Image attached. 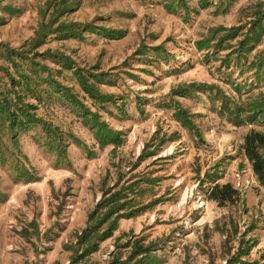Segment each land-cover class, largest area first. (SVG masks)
<instances>
[{"label": "rangeland", "instance_id": "1", "mask_svg": "<svg viewBox=\"0 0 264 264\" xmlns=\"http://www.w3.org/2000/svg\"><path fill=\"white\" fill-rule=\"evenodd\" d=\"M257 1L264 0H230L227 5V0H212L205 7L187 0L194 8L185 14L182 8L166 9L162 0H66L73 8L56 16L51 26L60 20H91L123 31L113 36L96 29L51 32L36 48L68 55L83 72L103 71L97 86L112 99L98 105L80 90L70 68L46 54L38 58L54 79L72 85L84 104L120 130L122 141L100 145L72 106L53 96L38 104L36 114L72 131L91 153L69 143L66 161L57 163L41 143L38 128L19 131L18 148L2 129L0 149L7 158L0 159V264H112L131 253L134 239L150 244L155 254L154 261L142 264H238L232 259L237 252L241 259L263 262L264 186L255 178L242 141L250 128L264 131V123L234 124L208 91H171L190 80L217 84L238 100L264 90V66L256 76L252 69L243 70L245 64H236L233 55L221 65L229 47L213 50V45L197 48L194 43L209 26L245 22ZM46 2L0 0V42L12 47L27 42L54 15ZM5 4L17 10L9 12ZM263 45L264 33L246 52V62ZM174 106L186 110L198 134L174 118ZM15 158L34 176L15 175ZM130 180H137L131 186L136 188L132 206L140 207L116 218L101 238L80 241V232L94 221L90 214L103 188ZM214 182H229L238 197L223 202L208 197Z\"/></svg>", "mask_w": 264, "mask_h": 264}, {"label": "trees", "instance_id": "2", "mask_svg": "<svg viewBox=\"0 0 264 264\" xmlns=\"http://www.w3.org/2000/svg\"><path fill=\"white\" fill-rule=\"evenodd\" d=\"M163 6L175 11L182 8L187 14L188 10L194 6H189L187 0H162ZM52 2V3H50ZM66 0H47L46 4H52L54 15L47 18L46 22H42L34 31V35L29 37L27 42H22L18 47L8 46L0 42V72L4 79L0 82V132L6 131L10 144L17 145V134L19 131H25L36 127L40 130L42 136V144L46 150L51 151L55 161H66V146L69 143L82 146L86 149V153H91L86 144L70 130H62L57 124L52 123L42 115L36 114L35 110L39 103H44V99L48 96L58 99L60 102L68 103L74 109L75 114L80 117L81 122L93 132L96 141L102 145L112 143L118 145L122 141L120 130L111 127L98 113L97 109L89 108L84 104L77 93L72 89V85L64 84L54 79L45 63L40 61L46 54L52 60L63 68H70L72 75L80 90L87 94L94 102L102 106L106 101L112 99L110 93L99 90L97 82L98 77H102L103 71L92 72L85 71L81 67H73L74 61L63 53L50 52L48 49L37 50L36 46L45 41V36L51 32L60 33H76L78 29H96L102 31L104 35H118L123 31L118 27H109L94 24L89 21H64L60 20L51 26V22L56 20V16L62 12L73 8L72 3H65ZM199 7H205L212 3V0H196ZM230 2L227 0L226 4ZM221 4V1H219ZM8 11L17 10L16 6L5 4ZM254 8L250 12L251 17L242 23L235 25L209 26L208 33L194 41L197 48L213 45L216 48L229 49L221 58V65H227L230 56L233 55L236 64H245L243 70L252 69V73L256 76L264 66V45L252 53V58L246 62V52L248 53L254 48L255 44L260 41L264 33V1H257ZM3 15L0 14V20ZM244 28L243 30H240ZM240 33V34H239ZM235 38L234 42L229 39ZM210 43V44H209ZM139 53L144 52V47L138 49ZM241 60H244L241 62ZM246 62V63H245ZM60 69V68H59ZM58 69V70H59ZM82 69V72H81ZM240 66L239 73L243 71ZM1 74V75H2ZM239 83L234 84V90H238ZM192 90L208 91L211 98L218 100L219 110L225 112L227 119L234 124L242 122L264 123V90H259L254 94L247 95L242 99H235L232 95H228L217 84L205 81L190 80L186 83H178L171 88L174 94L192 95ZM45 99V101H46ZM175 107V106H174ZM175 119L188 129H192L198 134L195 124L191 120V116L185 109L176 106L172 112ZM3 129V131H2ZM242 148L245 156L250 162V166L259 184L264 186V131L250 128L244 135ZM142 154V153H140ZM9 157V156H8ZM7 155L0 149V159L6 160ZM11 167L15 175L24 176L25 179L33 177V172L29 171L18 159H11ZM123 183V182H122ZM137 180H130L126 184L107 185L102 190V195L96 201L90 216L93 222H89L87 226L80 232L83 240L90 237L101 238L108 233L113 227L116 218L122 215H132L140 206H132L131 201L134 199V189L131 186L136 184ZM138 188V187H137ZM130 194H127V190ZM236 188L231 186L229 182H214L209 186L208 197L218 202L232 200L233 195L237 196ZM136 240L132 241V249L130 254L124 259H117L112 264H142V262L154 261V256L150 244H136ZM87 245L86 247H88ZM137 258L131 260L135 255ZM238 264H264L258 260H244L239 258V252L232 256Z\"/></svg>", "mask_w": 264, "mask_h": 264}]
</instances>
